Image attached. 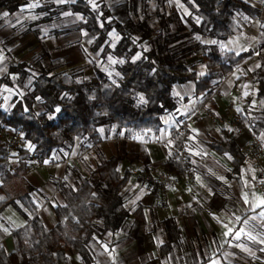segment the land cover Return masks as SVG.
<instances>
[{
    "label": "trees",
    "instance_id": "trees-1",
    "mask_svg": "<svg viewBox=\"0 0 264 264\" xmlns=\"http://www.w3.org/2000/svg\"><path fill=\"white\" fill-rule=\"evenodd\" d=\"M30 1L0 0V13L15 12ZM113 1H43L42 10L69 9L80 15L76 27L91 35L86 62L64 69L61 60L49 59L39 39L40 52L28 62L10 66L0 78L15 92L7 108L0 97V127L20 133L24 141L11 152L0 141V213L18 202L30 215L28 223L12 233L13 251L7 253L0 245V264H71L72 254L89 264L93 260L89 237L114 234L128 215L120 194L127 174L119 170L122 157L113 155L89 175L73 168L72 183L65 179L58 186L64 204L54 208L57 223L46 228L30 196L33 187L25 178L31 154L39 164L56 162L76 140L83 153L118 138L122 130L127 139L136 137L141 128L158 133L162 117L177 113L180 99L175 84L194 81L197 96L211 97L222 80L252 55L251 50L235 54L224 48L228 36L243 33L241 23L260 20L261 10L247 0H179L188 13L171 8L168 0H124L127 18L123 22L112 14ZM202 37L208 41H201ZM257 39L260 67L250 75L258 103L251 116L241 115L240 120L260 135L264 132V20ZM245 75L241 69L238 87ZM233 130L222 128L211 147L231 157L237 171L245 155ZM181 143L180 136L172 135L163 170L178 175L187 170L186 161L176 153ZM11 160L17 162L13 169Z\"/></svg>",
    "mask_w": 264,
    "mask_h": 264
},
{
    "label": "crops",
    "instance_id": "crops-1",
    "mask_svg": "<svg viewBox=\"0 0 264 264\" xmlns=\"http://www.w3.org/2000/svg\"><path fill=\"white\" fill-rule=\"evenodd\" d=\"M43 1L31 0L15 12L0 13V78L10 66L28 62L40 52L39 39L46 46L49 59L61 60L64 69L86 62L91 35L76 27L80 15L69 9L59 13L42 10ZM76 1L51 0L53 4ZM174 1L176 7L188 13L179 0ZM124 2L115 0L111 5L113 16L121 22L127 18ZM170 2L168 0L169 5ZM247 2L261 10L260 20L241 23L243 33L228 36L224 48L235 54L251 50L252 55L222 80L211 97L197 96L194 81L175 84L173 90L180 99L177 113L162 117L163 127L158 133L141 128L136 136L141 139H127L122 130L118 138L104 140L83 153L76 140L58 161L28 169L25 178L33 187L30 196L39 208L38 215L45 227L51 229L57 223L55 206L64 204L58 186L65 179L72 183L73 168L89 175L101 161L113 155L122 157L119 170L127 174V181L120 194L128 215L114 234L101 238L94 233L89 237L87 244L93 256L89 264H213L214 261L216 264H264V243L261 242L264 241V218L259 215L262 209H253L243 199L247 193L252 203H257V198L264 196V189L259 186L252 159L244 153L250 127L240 120L241 115L251 116L258 103L250 71L259 63L257 37L264 20V0ZM201 41L208 40L202 37ZM241 69L246 75L238 87L236 80ZM4 89L14 97L15 92L4 82L0 83V97L6 94ZM228 101L235 103L232 113L239 118L238 127L229 126L234 129L235 142L245 155L237 171L227 155L211 147V143L220 139V130L225 126L215 124L206 113H196L198 107L206 103L212 115H224L229 113ZM246 104L249 109H245ZM184 120L189 121L186 148L189 177L187 182L180 181L168 195H163L150 183L153 178L146 182L142 173L163 169L172 132ZM260 136L264 141V132ZM16 166L17 162L13 161L12 169ZM29 218V213L18 202L7 205L0 213V245L7 253L14 249L12 233L24 227ZM246 219L249 223L244 225ZM226 225L233 228L229 236L224 235ZM240 227L256 239L245 236L234 239ZM69 259L71 264H84L76 254Z\"/></svg>",
    "mask_w": 264,
    "mask_h": 264
},
{
    "label": "built area",
    "instance_id": "built-area-1",
    "mask_svg": "<svg viewBox=\"0 0 264 264\" xmlns=\"http://www.w3.org/2000/svg\"><path fill=\"white\" fill-rule=\"evenodd\" d=\"M227 108L229 113L220 116L212 115L206 108V103L201 104L196 113H206L215 124L222 126H234L238 127L237 124L239 118L232 113L235 108V103L233 101H228ZM189 121H182L172 132V135L180 136L182 138V145L176 150L177 157L186 161V148L189 144L188 136ZM248 140L245 143L244 153L246 157L252 159L255 169L257 170L259 186L264 189V141L260 135L256 134L251 128H247ZM0 141L5 145L9 152L16 150L24 145L22 135L20 133H15L6 127H0ZM39 164L36 157L31 154V164L29 169H34V166ZM182 174H175L172 172H167L163 169H150L147 172L142 173V179L146 182H150L149 179L152 177L153 181L150 182L157 186L163 195H168L171 189L179 185L180 181H186L189 177L186 171ZM194 184L193 181L190 182ZM195 185V184H194Z\"/></svg>",
    "mask_w": 264,
    "mask_h": 264
},
{
    "label": "snow or ice",
    "instance_id": "snow-or-ice-1",
    "mask_svg": "<svg viewBox=\"0 0 264 264\" xmlns=\"http://www.w3.org/2000/svg\"><path fill=\"white\" fill-rule=\"evenodd\" d=\"M93 6L95 7V5H93ZM5 15H7V14L5 13ZM256 67H260V65L258 64ZM201 74H203V73H201ZM140 100H141V102H143V97H141ZM57 111H59V109H57ZM238 111H239V109H238ZM192 131L193 132H197L196 129H193ZM134 138L141 139V137H134ZM194 138L195 137H191V139H194ZM194 154H198V153H194ZM229 158H231V157H229ZM45 163H47V161H45ZM137 199H139V197H137ZM243 199H244V202L246 204H249L250 207H252L253 209L261 208L262 210L259 213V215L262 218H264V196L257 198L258 199L257 203H252V201L249 199V195L247 193L244 194ZM235 219L237 221H240L241 218L239 216H236ZM252 219H255V217H253ZM248 223H249V220H247V219L243 221L244 225H247ZM226 227H227V231L224 233V235L225 236H229L230 234L233 233V228L232 227H228L227 225H226ZM241 236H245V237H247L248 239H251V240H255L256 239L255 236H252L249 232H246L244 227H240L239 230L235 231V233L233 235V238L236 239V240H239L241 238ZM261 242L264 243V241H261ZM237 246L239 247L240 245H237ZM245 250H247V249H245ZM262 250H264V249H262ZM213 264H216V262L214 261Z\"/></svg>",
    "mask_w": 264,
    "mask_h": 264
},
{
    "label": "rangeland",
    "instance_id": "rangeland-1",
    "mask_svg": "<svg viewBox=\"0 0 264 264\" xmlns=\"http://www.w3.org/2000/svg\"><path fill=\"white\" fill-rule=\"evenodd\" d=\"M170 7L171 8H174V7H176V2L173 0H171V2H170ZM186 10V9H185ZM91 57H92V59H94V60H96V63L98 64V63H100V61H99V59L97 60V59H95L94 57V55H92L91 54ZM110 62L111 63H113V61L112 60H110ZM5 76V75H4ZM4 93H6V94H4L1 98H2V107L3 108H7L9 105H10V103H11V100H12V96L10 95L11 94V92L10 93H8V92H6L5 91V89H4ZM5 106V107H4ZM31 164V163H30ZM38 165H40V164H36L35 166H34V168L35 167H37ZM12 166H13V160H11L10 161V169H12ZM30 168V167H29Z\"/></svg>",
    "mask_w": 264,
    "mask_h": 264
}]
</instances>
